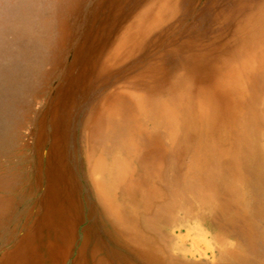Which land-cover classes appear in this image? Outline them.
Masks as SVG:
<instances>
[{
	"label": "rangeland",
	"instance_id": "374dc122",
	"mask_svg": "<svg viewBox=\"0 0 264 264\" xmlns=\"http://www.w3.org/2000/svg\"><path fill=\"white\" fill-rule=\"evenodd\" d=\"M251 4L264 8V0H0V264H264L259 209L224 230L232 255L220 254L218 230L206 223L212 245L188 241L168 259L119 242L96 204L85 148L88 123L116 89L158 92L179 73L211 85L218 66L251 46L241 12ZM257 19L264 28V10ZM262 39L264 29L253 43Z\"/></svg>",
	"mask_w": 264,
	"mask_h": 264
},
{
	"label": "bare ground",
	"instance_id": "6f19581e",
	"mask_svg": "<svg viewBox=\"0 0 264 264\" xmlns=\"http://www.w3.org/2000/svg\"><path fill=\"white\" fill-rule=\"evenodd\" d=\"M255 6L241 10L251 46L218 66L211 85L183 73L165 89L157 85L159 93L132 83L112 92L88 123L96 204L111 235L148 258L168 259L188 241L212 245L204 223L218 230L220 254L232 255L224 230L235 228L244 210H264V39L253 43L264 29L253 21L264 8ZM176 228L187 234L175 238L169 232Z\"/></svg>",
	"mask_w": 264,
	"mask_h": 264
}]
</instances>
